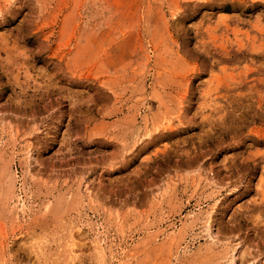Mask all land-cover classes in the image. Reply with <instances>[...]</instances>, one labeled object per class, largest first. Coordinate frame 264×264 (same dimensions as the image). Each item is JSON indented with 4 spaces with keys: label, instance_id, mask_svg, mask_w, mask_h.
<instances>
[{
    "label": "rangeland",
    "instance_id": "rangeland-1",
    "mask_svg": "<svg viewBox=\"0 0 264 264\" xmlns=\"http://www.w3.org/2000/svg\"><path fill=\"white\" fill-rule=\"evenodd\" d=\"M0 264H264V0H0Z\"/></svg>",
    "mask_w": 264,
    "mask_h": 264
}]
</instances>
